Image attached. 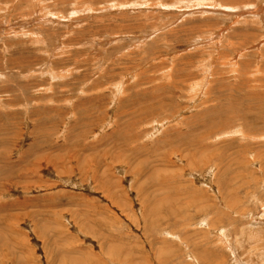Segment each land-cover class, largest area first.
<instances>
[{
    "label": "rangeland",
    "instance_id": "rangeland-1",
    "mask_svg": "<svg viewBox=\"0 0 264 264\" xmlns=\"http://www.w3.org/2000/svg\"><path fill=\"white\" fill-rule=\"evenodd\" d=\"M0 264H264V0H0Z\"/></svg>",
    "mask_w": 264,
    "mask_h": 264
}]
</instances>
